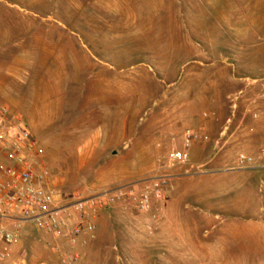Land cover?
Instances as JSON below:
<instances>
[{"label":"rangeland","instance_id":"obj_1","mask_svg":"<svg viewBox=\"0 0 264 264\" xmlns=\"http://www.w3.org/2000/svg\"><path fill=\"white\" fill-rule=\"evenodd\" d=\"M230 1L0 0V86L12 92L1 104L50 123L53 137L61 116H75L76 140L99 106H128V139L109 144L115 155L99 153L78 169V144L53 145L68 172L60 194L157 176L172 186L158 225L129 203L98 211L76 264H264V0H235L250 19L235 28L258 33L253 47L211 51L199 36ZM34 102L43 108L11 106ZM185 129L208 138L192 144L203 153L168 164ZM238 154L253 164L238 168ZM20 231L13 259L0 264L57 263L52 237L29 224Z\"/></svg>","mask_w":264,"mask_h":264},{"label":"built area","instance_id":"obj_2","mask_svg":"<svg viewBox=\"0 0 264 264\" xmlns=\"http://www.w3.org/2000/svg\"><path fill=\"white\" fill-rule=\"evenodd\" d=\"M202 116L206 118L207 114ZM252 118L256 119L257 115L253 114ZM229 122L228 119L226 123ZM207 140L206 136L185 129L182 148L170 150L165 156L167 163H188L192 144ZM218 145L219 140L214 141V146ZM43 155L42 147L23 119L7 106L0 105V221L7 224L0 225V263L13 259L23 224L31 225L56 241L52 247L58 256L56 264H76L79 250L86 240L94 238L98 211L114 203H129L153 225L161 220L172 191L167 176L97 194L63 197L53 186L54 175L47 169ZM252 164L250 156L238 154V168Z\"/></svg>","mask_w":264,"mask_h":264},{"label":"crops","instance_id":"obj_3","mask_svg":"<svg viewBox=\"0 0 264 264\" xmlns=\"http://www.w3.org/2000/svg\"><path fill=\"white\" fill-rule=\"evenodd\" d=\"M237 3L239 0H236ZM229 3V7L225 9H221V7H217V9H214L213 16L215 17V23L217 26H212V30L208 31V33L200 32L199 36L204 41V45L206 48L211 49V51H216V49L224 47L227 49H235L240 47H253V42L256 37H258L256 34H251L250 31L247 29L240 30L238 28H235V25H240L241 23L248 24L250 23V19L248 18V10L245 8L244 10L239 9L238 7H235L236 2L235 0H231ZM259 12V11H258ZM242 14L244 15V18L242 19ZM261 15H264V12L259 13ZM205 16V14H203ZM243 20L245 22H243ZM260 24L264 25V19L259 20ZM220 25L227 27L226 29L220 28ZM231 35L232 38L227 39L226 35ZM256 36V37H255ZM244 41V43H241ZM112 79V78H111ZM10 81L14 85H19L18 80L10 78ZM14 87V86H13ZM4 90H8L9 94H12L10 91V87H1L0 86V95L4 94ZM31 94V93H29ZM33 95L35 93H32ZM68 97L64 98L61 103L68 101ZM38 104H40L38 106ZM0 105H3L0 103ZM27 105V104H26ZM30 105V104H29ZM112 105V104H111ZM5 106V105H4ZM11 106H14V108H17L20 111L25 112H31L33 110H41L43 108V105L41 103H31V107H20V105L11 104ZM48 106V105H47ZM99 106V109H96L93 113V118L90 122V125L86 126V130L88 132H83L82 136H80L79 140H76V128L74 127V117L70 116H61L60 124L57 128V135L53 137V131L52 126L50 123H47L46 121L42 120L40 123H34L30 117L26 116V120H23L26 127L28 128L31 135L35 138V134L40 135L39 139V145L42 147L44 152L43 160L45 162V165L47 169L54 175L53 180V186H55L56 189L59 190V185L63 186L64 184V177L68 175V172L65 170V164L63 161H61L59 158V150L55 148L53 145H58V149H61L59 147V144H78L74 148V158L78 160V169H81V167L84 165L85 161H88L92 158H94L99 153L106 154V152H109L110 155H115L116 151H114V148L110 147L109 144H118L122 143L124 139H128V129H129V119H128V106L125 109H118L115 110L116 107L108 106V109L103 111V107ZM45 108V107H44ZM10 110V109H9ZM49 110V107H48ZM51 110V109H50ZM63 110V109H62ZM75 109H71V112H74ZM114 111L119 114L118 120L114 122L113 120V113ZM92 113V111L90 112ZM92 115V114H91ZM20 116V115H19ZM21 117V116H20ZM22 118V117H21ZM72 126V127H71ZM72 128V129H70ZM113 129H115L113 131ZM84 130V131H86ZM48 142V143H47ZM106 146H103V145ZM203 146L196 147L191 146L190 150L191 152L197 157L201 153H203ZM65 153V151L63 152ZM105 156V155H104ZM122 182H130V179H125ZM121 181H117L116 183H107V184H101L97 186L90 187V189L87 190V192H93L94 194H97L103 190H106L107 188H110L111 186L117 185L116 188L124 186ZM85 192V193H87ZM84 193V192H82ZM91 195V194H89ZM6 224L2 221H0V225ZM7 225V224H6ZM16 248L14 249V255H15Z\"/></svg>","mask_w":264,"mask_h":264}]
</instances>
